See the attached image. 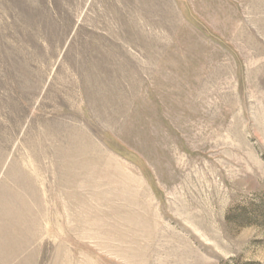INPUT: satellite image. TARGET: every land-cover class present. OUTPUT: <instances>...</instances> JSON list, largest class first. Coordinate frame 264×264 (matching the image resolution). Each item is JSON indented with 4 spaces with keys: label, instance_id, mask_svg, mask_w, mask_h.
<instances>
[{
    "label": "rangeland",
    "instance_id": "1",
    "mask_svg": "<svg viewBox=\"0 0 264 264\" xmlns=\"http://www.w3.org/2000/svg\"><path fill=\"white\" fill-rule=\"evenodd\" d=\"M0 264H264V0H0Z\"/></svg>",
    "mask_w": 264,
    "mask_h": 264
}]
</instances>
